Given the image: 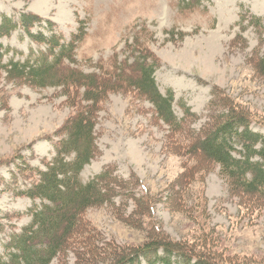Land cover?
Masks as SVG:
<instances>
[{
	"label": "rangeland",
	"instance_id": "rangeland-1",
	"mask_svg": "<svg viewBox=\"0 0 264 264\" xmlns=\"http://www.w3.org/2000/svg\"><path fill=\"white\" fill-rule=\"evenodd\" d=\"M0 14L15 20L35 15L41 21L32 32L51 22L63 40L82 27L76 66L87 73L131 64L138 47H146L159 62V90L173 91L174 113L183 120L181 126L165 123L134 91L108 95L96 114L98 153L81 178L109 169L116 195L83 213L68 250L52 264H128L141 245L157 238L220 264H264V197L235 188L217 163L192 148L195 137L230 110L245 114L264 134V75L258 72L264 0H0ZM252 15L262 23H253ZM0 42L11 48L3 63L46 47L21 28ZM79 103L68 101L61 87H35L0 71L4 259L10 235L30 223L31 209L41 204L24 193L35 180L32 168L44 169L54 157ZM131 264L148 263L141 256Z\"/></svg>",
	"mask_w": 264,
	"mask_h": 264
},
{
	"label": "trees",
	"instance_id": "trees-1",
	"mask_svg": "<svg viewBox=\"0 0 264 264\" xmlns=\"http://www.w3.org/2000/svg\"><path fill=\"white\" fill-rule=\"evenodd\" d=\"M245 18L241 16V23ZM262 20L263 17L256 15L251 17L255 24H261ZM40 21L35 15L21 14L15 20L0 14V37L21 28L30 41L46 45L45 49L31 48L24 60L12 58L3 63V57L11 48H5L0 42V71L15 81L35 87H61L68 101L80 102V111L64 125L55 155L45 163V168H32L35 180L24 193L33 200L39 199L41 204L31 209L30 223L10 235L5 245L7 258L0 256V264H52L58 254L68 250L83 213L90 207L111 203L115 198L111 184L116 178L111 170L105 169L88 181L81 178L85 166L98 153L96 114L110 93L134 91L155 106L165 123L181 126L183 122L172 107L173 91L163 94L159 90L155 79L159 62L146 47H138L139 54L131 64L96 66L94 72L87 73L76 66V49L83 40V28L69 40H63L52 29L51 22L45 31L32 32L33 25ZM258 72L264 75V53L258 61ZM186 111L189 113L188 109ZM192 148L217 163L235 188L264 197V134L252 128V121L245 114L228 111L211 130L195 137ZM192 251L169 242L160 243L157 238L141 245L136 258L144 256L148 264H174V261L220 264ZM136 258L132 257L128 264Z\"/></svg>",
	"mask_w": 264,
	"mask_h": 264
},
{
	"label": "bare ground",
	"instance_id": "bare-ground-1",
	"mask_svg": "<svg viewBox=\"0 0 264 264\" xmlns=\"http://www.w3.org/2000/svg\"><path fill=\"white\" fill-rule=\"evenodd\" d=\"M46 2V1H45ZM47 3V2H46ZM148 263V262H147Z\"/></svg>",
	"mask_w": 264,
	"mask_h": 264
}]
</instances>
